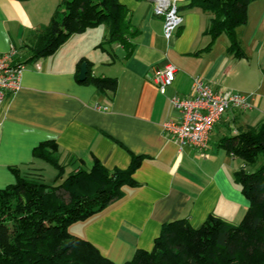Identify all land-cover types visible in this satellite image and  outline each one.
<instances>
[{
	"label": "crops",
	"instance_id": "1",
	"mask_svg": "<svg viewBox=\"0 0 264 264\" xmlns=\"http://www.w3.org/2000/svg\"><path fill=\"white\" fill-rule=\"evenodd\" d=\"M119 1L132 14L131 52L120 43L105 44L108 30L100 25L28 62V48L61 10L60 0H0V55L15 49L14 59L26 62L20 90L0 102V189L16 183L12 169L55 179L56 170L34 158L45 142L58 145L67 173L90 169L95 160L109 171L138 160L135 185L125 186L118 202L69 228L115 264H124L138 250H152L166 223L185 219L199 228L210 217L234 225L245 217L250 202L235 179L243 163L223 145L264 127V0L248 6L247 23L237 29L240 56L230 51L227 35L212 39L210 17L201 8H183L184 24L168 40L164 18L151 0ZM83 63L89 76L116 79V92L81 83ZM166 63L178 74L162 95L151 78L154 68ZM196 77L216 91L254 94L251 109L231 110L217 124L207 157L163 131V123L177 116L168 98L190 96Z\"/></svg>",
	"mask_w": 264,
	"mask_h": 264
},
{
	"label": "trees",
	"instance_id": "2",
	"mask_svg": "<svg viewBox=\"0 0 264 264\" xmlns=\"http://www.w3.org/2000/svg\"><path fill=\"white\" fill-rule=\"evenodd\" d=\"M25 1V0H19ZM254 0H184L186 7L201 8L210 17L212 39L227 35L230 51L242 50L237 29L247 23L248 6ZM62 12L42 28L37 42L28 48V62L54 54L73 34L100 25L107 27L105 44L129 47L135 35L131 11L119 0H60ZM15 63H19L17 58ZM26 63V62H21ZM83 84L103 93H115L117 81L87 76ZM227 152L243 165L235 179L250 207L237 224L210 217L199 228L188 220L166 223L152 250H138L124 264H264V127L250 128L224 140ZM34 158L53 167L57 176L47 182L37 170L16 174V183L0 189V264H115L88 240L74 236L69 228L86 221L118 202L124 187L135 185L138 166L107 170L98 160L90 169L67 173L54 141L40 144Z\"/></svg>",
	"mask_w": 264,
	"mask_h": 264
},
{
	"label": "built area",
	"instance_id": "3",
	"mask_svg": "<svg viewBox=\"0 0 264 264\" xmlns=\"http://www.w3.org/2000/svg\"><path fill=\"white\" fill-rule=\"evenodd\" d=\"M155 13L164 18V35L170 40L184 24L180 12L184 0H151ZM15 49L0 55V102L9 94L18 92L26 64L15 63ZM41 68L39 63L36 64ZM178 74V68L172 63L153 70L151 81L158 87L160 94L167 95ZM254 94L233 91H216L202 78L193 79L192 94L186 97H169L170 108L177 113L163 123L166 137L182 147H191L203 157L208 156L210 138L217 124L231 110L247 111L253 106Z\"/></svg>",
	"mask_w": 264,
	"mask_h": 264
},
{
	"label": "water",
	"instance_id": "4",
	"mask_svg": "<svg viewBox=\"0 0 264 264\" xmlns=\"http://www.w3.org/2000/svg\"><path fill=\"white\" fill-rule=\"evenodd\" d=\"M87 75H88L87 64L83 63L81 68H80L79 80L85 81L87 78Z\"/></svg>",
	"mask_w": 264,
	"mask_h": 264
},
{
	"label": "rangeland",
	"instance_id": "5",
	"mask_svg": "<svg viewBox=\"0 0 264 264\" xmlns=\"http://www.w3.org/2000/svg\"><path fill=\"white\" fill-rule=\"evenodd\" d=\"M59 12L61 13L62 12V8H61V10H59ZM72 170H76L75 168H73ZM47 181H49V180H47ZM74 231H75V229H74Z\"/></svg>",
	"mask_w": 264,
	"mask_h": 264
}]
</instances>
